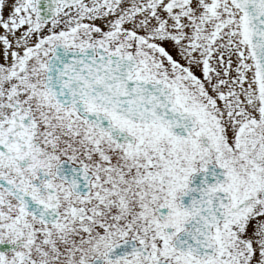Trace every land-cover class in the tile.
<instances>
[{
	"label": "snow or ice",
	"instance_id": "obj_1",
	"mask_svg": "<svg viewBox=\"0 0 264 264\" xmlns=\"http://www.w3.org/2000/svg\"><path fill=\"white\" fill-rule=\"evenodd\" d=\"M0 264H264V0H0Z\"/></svg>",
	"mask_w": 264,
	"mask_h": 264
}]
</instances>
